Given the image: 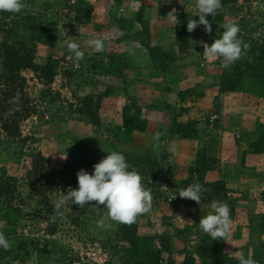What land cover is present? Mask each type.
<instances>
[{
    "label": "rangeland",
    "instance_id": "374dc122",
    "mask_svg": "<svg viewBox=\"0 0 264 264\" xmlns=\"http://www.w3.org/2000/svg\"><path fill=\"white\" fill-rule=\"evenodd\" d=\"M24 3L0 11V106L31 110L16 136L0 126V231L10 241L0 264H239L241 256L264 264V190H256L264 164L248 156L264 154V0H221L207 33L187 31L195 0ZM228 22L248 48L225 69L203 45ZM68 37L84 52L79 62ZM102 37L103 51H93L88 40ZM11 48L47 69L6 77ZM112 151L142 177L149 210L107 229L96 224L106 209L95 202L56 214L76 173L91 174ZM193 183L200 204L178 196ZM213 200L230 210L219 240L198 226Z\"/></svg>",
    "mask_w": 264,
    "mask_h": 264
},
{
    "label": "clouds",
    "instance_id": "9594fccd",
    "mask_svg": "<svg viewBox=\"0 0 264 264\" xmlns=\"http://www.w3.org/2000/svg\"><path fill=\"white\" fill-rule=\"evenodd\" d=\"M25 8L24 0H0V11L9 13H19ZM221 8V0H195L193 16L198 20H187V31H193L198 25H202L204 31L212 30L207 16L214 17L217 10ZM192 16V17H193ZM177 19V18H176ZM222 32L213 42L203 45V54L208 58H218L222 68L231 67L237 60L241 59L248 44L239 38L240 27L238 24L228 22L222 25ZM114 31L122 35L118 27L114 26ZM107 37L92 38L88 44L93 51L101 52L104 49V41ZM66 50L74 62H79L84 58V52L72 37L65 40ZM158 133L153 139L158 138ZM77 187L61 192L58 199L54 201V212L75 204L80 208L95 202L96 205H103L106 209L104 216L96 221L100 228L107 229L111 222L130 224L135 218L148 211L151 206V194L146 190L141 182L142 177L135 170H130V166L125 156L118 151H112L104 156L98 163L93 165V170L89 174L84 169L76 173ZM203 188L200 183H193L179 192V197L189 199L197 204L201 202ZM96 207V206H89ZM210 211L201 217L198 226L201 231L209 237L219 240L227 235L231 224L230 210L227 204L213 200L210 204ZM55 216L52 217L55 220ZM10 241L0 231V249H8ZM239 264H257L254 259L239 258Z\"/></svg>",
    "mask_w": 264,
    "mask_h": 264
},
{
    "label": "trees",
    "instance_id": "16d2710c",
    "mask_svg": "<svg viewBox=\"0 0 264 264\" xmlns=\"http://www.w3.org/2000/svg\"><path fill=\"white\" fill-rule=\"evenodd\" d=\"M5 59L6 62L4 64V69L7 75H16L18 76L20 70L24 69H34L37 68L41 71L47 69V65H44L43 67H38L33 63V57L29 52H26L24 50H21L19 52H16L15 49L11 48L9 51H6L5 53ZM18 79V83H21L20 78ZM14 89L16 90V97L12 96V99L16 102V104L19 103V100H22L23 94H21L20 86L17 83H14ZM13 106V105H12ZM11 107H7V105L0 106V126L2 130L10 135V136H16L19 132V122L26 119L30 114L31 110L28 109V107L24 108L23 105L20 106V108L12 110ZM146 123L142 121V126L140 128H137V130L142 131L145 130ZM34 186V184H32Z\"/></svg>",
    "mask_w": 264,
    "mask_h": 264
},
{
    "label": "crops",
    "instance_id": "0c3cea01",
    "mask_svg": "<svg viewBox=\"0 0 264 264\" xmlns=\"http://www.w3.org/2000/svg\"><path fill=\"white\" fill-rule=\"evenodd\" d=\"M248 156L250 157V158H254V159H256L257 161H258V164H264V154L263 153H261V152H251V154H248ZM258 169L257 170H261V171H264V166L262 165H260V166H258L257 167ZM257 189H259V192L261 191V190H264V181L263 180H258V185L256 186V190ZM240 203H242V204H246V202L245 201H242V202H240ZM261 204L262 203V205L264 206V201L262 200V199H260L259 201H258V204ZM243 230V229H242ZM234 236V238H235V235L236 234H233ZM262 236L264 237V234H262ZM235 241H239V240H236V239H233L232 238V242H234V244L236 243ZM241 241V240H240ZM237 247H239L240 245L238 244V245H236ZM238 252V251H237Z\"/></svg>",
    "mask_w": 264,
    "mask_h": 264
}]
</instances>
